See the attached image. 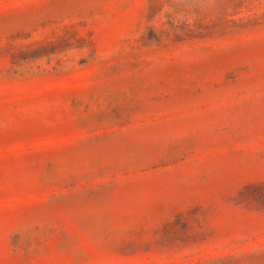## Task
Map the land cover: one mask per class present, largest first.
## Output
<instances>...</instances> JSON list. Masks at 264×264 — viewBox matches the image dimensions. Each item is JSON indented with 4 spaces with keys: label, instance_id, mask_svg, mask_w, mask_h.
<instances>
[{
    "label": "rangeland",
    "instance_id": "rangeland-1",
    "mask_svg": "<svg viewBox=\"0 0 264 264\" xmlns=\"http://www.w3.org/2000/svg\"><path fill=\"white\" fill-rule=\"evenodd\" d=\"M0 264H264V0H0Z\"/></svg>",
    "mask_w": 264,
    "mask_h": 264
}]
</instances>
